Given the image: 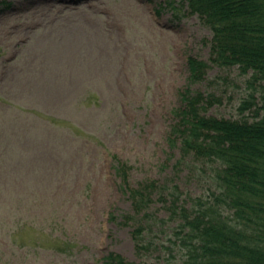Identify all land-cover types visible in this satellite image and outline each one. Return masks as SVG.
Segmentation results:
<instances>
[{"label": "rangeland", "instance_id": "rangeland-1", "mask_svg": "<svg viewBox=\"0 0 264 264\" xmlns=\"http://www.w3.org/2000/svg\"><path fill=\"white\" fill-rule=\"evenodd\" d=\"M210 38L184 0H0V264L183 263L137 252L124 182L171 181L182 198L210 185L167 141L187 57L208 60ZM248 77L211 65L193 88L222 96L207 114L240 118L264 96ZM149 211L168 217L156 195ZM171 227L149 235L169 245Z\"/></svg>", "mask_w": 264, "mask_h": 264}, {"label": "trees", "instance_id": "trees-1", "mask_svg": "<svg viewBox=\"0 0 264 264\" xmlns=\"http://www.w3.org/2000/svg\"><path fill=\"white\" fill-rule=\"evenodd\" d=\"M184 1L211 30L209 58L187 57V85L179 91L167 141L178 148L176 168L194 177L207 168L210 185L202 194L182 198L171 181L145 179L135 187L124 182L140 217L132 237L140 255L161 245V251L181 253L182 264H264V96L256 102L248 93L238 106L240 118L217 117L207 113L222 96L193 88L207 80L211 65L237 68L249 76V85L264 81V0ZM116 170L121 175V167ZM154 195L167 219L149 211ZM167 222L172 224L169 245L149 235ZM103 264L156 263H136L111 252Z\"/></svg>", "mask_w": 264, "mask_h": 264}]
</instances>
